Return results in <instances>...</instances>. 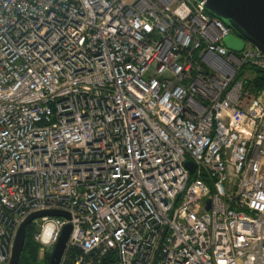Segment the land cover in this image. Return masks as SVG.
Instances as JSON below:
<instances>
[{"label":"built area","instance_id":"1","mask_svg":"<svg viewBox=\"0 0 264 264\" xmlns=\"http://www.w3.org/2000/svg\"><path fill=\"white\" fill-rule=\"evenodd\" d=\"M231 33L196 0H0V264L45 211L60 264H264V53Z\"/></svg>","mask_w":264,"mask_h":264},{"label":"water","instance_id":"2","mask_svg":"<svg viewBox=\"0 0 264 264\" xmlns=\"http://www.w3.org/2000/svg\"><path fill=\"white\" fill-rule=\"evenodd\" d=\"M204 3L205 9L215 17L220 18L232 31L224 40L225 46L233 52L240 53L244 50L245 42H250L264 53V0H196ZM191 174H194L195 164L186 163ZM52 216L70 219L69 214L61 211H45L32 214L19 228L10 264H19L26 241V229L36 219ZM72 231L71 225L63 228L61 235L53 247L48 264H60L67 242ZM167 233L165 229L163 238ZM162 238V241H163ZM156 259L153 264H155Z\"/></svg>","mask_w":264,"mask_h":264},{"label":"trees","instance_id":"3","mask_svg":"<svg viewBox=\"0 0 264 264\" xmlns=\"http://www.w3.org/2000/svg\"><path fill=\"white\" fill-rule=\"evenodd\" d=\"M254 85L257 89L264 88V72L263 71L261 70L256 71V78L254 80ZM36 231H37V227L35 224H30L27 227L25 246H24V250H23L19 264H48L49 263V260H50L49 253H46L43 261L40 260L39 252H40L41 247H40V244L37 243L34 239V235ZM73 257L74 256L69 257L68 264H71ZM109 262L117 264V260L113 256L109 259Z\"/></svg>","mask_w":264,"mask_h":264},{"label":"rangeland","instance_id":"4","mask_svg":"<svg viewBox=\"0 0 264 264\" xmlns=\"http://www.w3.org/2000/svg\"><path fill=\"white\" fill-rule=\"evenodd\" d=\"M46 253H49V254H50V256H51V253L49 252V250H48V251H45L43 254H42V252H41V251L39 252V257H40V260H42V261H43V259L45 258V255H46Z\"/></svg>","mask_w":264,"mask_h":264}]
</instances>
